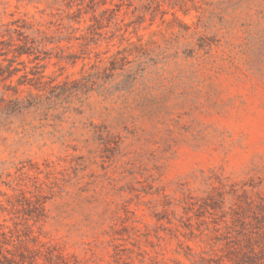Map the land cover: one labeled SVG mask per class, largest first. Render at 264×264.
<instances>
[{
    "label": "rangeland",
    "instance_id": "obj_1",
    "mask_svg": "<svg viewBox=\"0 0 264 264\" xmlns=\"http://www.w3.org/2000/svg\"><path fill=\"white\" fill-rule=\"evenodd\" d=\"M0 264H264V0H0Z\"/></svg>",
    "mask_w": 264,
    "mask_h": 264
}]
</instances>
